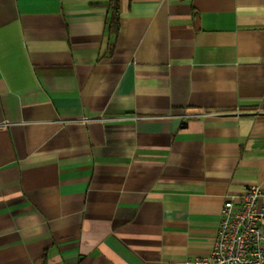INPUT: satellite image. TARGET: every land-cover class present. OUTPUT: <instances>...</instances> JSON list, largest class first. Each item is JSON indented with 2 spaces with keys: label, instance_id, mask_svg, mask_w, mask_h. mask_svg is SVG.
Segmentation results:
<instances>
[{
  "label": "crops",
  "instance_id": "1",
  "mask_svg": "<svg viewBox=\"0 0 264 264\" xmlns=\"http://www.w3.org/2000/svg\"><path fill=\"white\" fill-rule=\"evenodd\" d=\"M0 0V264L206 257L264 210V0Z\"/></svg>",
  "mask_w": 264,
  "mask_h": 264
},
{
  "label": "built area",
  "instance_id": "2",
  "mask_svg": "<svg viewBox=\"0 0 264 264\" xmlns=\"http://www.w3.org/2000/svg\"><path fill=\"white\" fill-rule=\"evenodd\" d=\"M262 190L246 186L237 199H227L215 238L206 257L175 264H264V210Z\"/></svg>",
  "mask_w": 264,
  "mask_h": 264
},
{
  "label": "trees",
  "instance_id": "3",
  "mask_svg": "<svg viewBox=\"0 0 264 264\" xmlns=\"http://www.w3.org/2000/svg\"><path fill=\"white\" fill-rule=\"evenodd\" d=\"M107 5L111 10L107 29L110 34L116 35L119 26L118 0H109Z\"/></svg>",
  "mask_w": 264,
  "mask_h": 264
}]
</instances>
